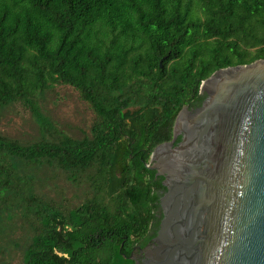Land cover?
I'll list each match as a JSON object with an SVG mask.
<instances>
[{
    "label": "trees",
    "instance_id": "obj_1",
    "mask_svg": "<svg viewBox=\"0 0 264 264\" xmlns=\"http://www.w3.org/2000/svg\"><path fill=\"white\" fill-rule=\"evenodd\" d=\"M260 58L264 0H0V109L19 102L42 129L36 140L0 131V255L21 229L20 264H136L166 191L148 166L154 148L185 105L202 104L204 79ZM57 84L94 113L82 137L41 110ZM45 167L88 196L47 195Z\"/></svg>",
    "mask_w": 264,
    "mask_h": 264
},
{
    "label": "water",
    "instance_id": "obj_2",
    "mask_svg": "<svg viewBox=\"0 0 264 264\" xmlns=\"http://www.w3.org/2000/svg\"><path fill=\"white\" fill-rule=\"evenodd\" d=\"M200 93L151 154L163 218L136 264H264V58L214 71Z\"/></svg>",
    "mask_w": 264,
    "mask_h": 264
},
{
    "label": "rangeland",
    "instance_id": "obj_3",
    "mask_svg": "<svg viewBox=\"0 0 264 264\" xmlns=\"http://www.w3.org/2000/svg\"><path fill=\"white\" fill-rule=\"evenodd\" d=\"M39 104L45 114L74 137H82L84 132L89 130L94 118L89 104L71 85H55L40 97ZM0 131L23 140H36L42 136V129L31 109L19 102L0 109ZM39 174L43 190L47 195L59 200H66L71 205L81 203L89 194L88 186L86 187L84 183L74 184L63 171L45 167ZM155 212L161 220L163 218L161 203ZM5 241L10 244L6 245L4 255H0L3 262L5 264H20L24 252L22 230L17 229L8 234Z\"/></svg>",
    "mask_w": 264,
    "mask_h": 264
},
{
    "label": "flooded vegetation",
    "instance_id": "obj_4",
    "mask_svg": "<svg viewBox=\"0 0 264 264\" xmlns=\"http://www.w3.org/2000/svg\"><path fill=\"white\" fill-rule=\"evenodd\" d=\"M188 106V108L190 109V110H193V109H195L196 107H198V106H189V105H187ZM180 137V140H181V135H179L178 137H177V139ZM176 139V140H177ZM175 140V141H176ZM162 191V190H161ZM160 191V192H161ZM154 238V237H153ZM153 238H151L147 243H145V245H136L135 247H134V249H133V251H132V254H133V256H134V258H135V260H136V262H138L139 263V260H142L143 262H144V256H145V251L147 250V248L148 247H150L151 245H152V243H153ZM143 256V257H142ZM140 257H141V259H140ZM138 258V259H137Z\"/></svg>",
    "mask_w": 264,
    "mask_h": 264
}]
</instances>
